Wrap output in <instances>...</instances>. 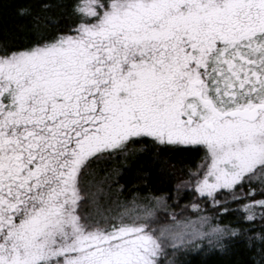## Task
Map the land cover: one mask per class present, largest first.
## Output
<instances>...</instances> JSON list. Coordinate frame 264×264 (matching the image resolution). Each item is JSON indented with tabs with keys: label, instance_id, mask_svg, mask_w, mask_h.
<instances>
[{
	"label": "snow or ice",
	"instance_id": "snow-or-ice-1",
	"mask_svg": "<svg viewBox=\"0 0 264 264\" xmlns=\"http://www.w3.org/2000/svg\"><path fill=\"white\" fill-rule=\"evenodd\" d=\"M57 6L68 22L45 32L17 0L35 39L0 42V264H176L245 234L264 264V0ZM138 139L203 148L177 185L190 203L149 194L129 207L110 173L96 179L94 162Z\"/></svg>",
	"mask_w": 264,
	"mask_h": 264
},
{
	"label": "trees",
	"instance_id": "trees-1",
	"mask_svg": "<svg viewBox=\"0 0 264 264\" xmlns=\"http://www.w3.org/2000/svg\"><path fill=\"white\" fill-rule=\"evenodd\" d=\"M49 2L53 7L44 10L40 6L42 0H31L34 13L41 16L40 31L49 32L68 22L65 13L57 6L60 0H49ZM16 7L17 0H0V42L23 45L28 40L35 39L37 30L33 29L34 22L30 17L16 14ZM45 17L49 18L47 26L43 22ZM52 20L58 21V24L52 23ZM203 156V149L196 146L161 145L158 149L147 146L144 150L111 161L106 159L96 161L92 167L99 170V175L96 177L98 180L106 173H110L108 180L112 183L114 195L121 201L129 202L137 195L167 194L183 206L189 203L188 198L185 197L182 189L177 195V185L188 180L189 172L196 169ZM252 186L257 187L256 184ZM228 206L237 207L236 204ZM240 216L239 212H233L221 219L225 223L235 222ZM260 224L261 221L257 219L251 228L255 232H261ZM245 227L249 226L245 225ZM247 235L226 241L229 243V248L224 252L218 249H205V251L193 250L177 254L176 264H258L259 241L256 242L255 248H250Z\"/></svg>",
	"mask_w": 264,
	"mask_h": 264
},
{
	"label": "flooded vegetation",
	"instance_id": "flooded-vegetation-1",
	"mask_svg": "<svg viewBox=\"0 0 264 264\" xmlns=\"http://www.w3.org/2000/svg\"><path fill=\"white\" fill-rule=\"evenodd\" d=\"M147 146L148 147H153L155 149H158V148H160L161 145L152 143L150 139H138L136 143L130 144L128 146V150H127V154L126 155L125 154H120L118 156L108 157V158H106V160L111 161V160L117 159L119 157L127 156V155H129L131 153H135V152H138L140 150H144ZM101 160H103V159H101Z\"/></svg>",
	"mask_w": 264,
	"mask_h": 264
},
{
	"label": "rangeland",
	"instance_id": "rangeland-1",
	"mask_svg": "<svg viewBox=\"0 0 264 264\" xmlns=\"http://www.w3.org/2000/svg\"><path fill=\"white\" fill-rule=\"evenodd\" d=\"M203 149V148H202ZM204 151V150H203ZM201 163V162H200ZM199 163V164H200ZM199 164L197 165V167L199 166ZM196 167V168H197ZM194 171V170H193ZM190 173V172H189ZM188 179H189V177H188ZM182 191L184 192V195H185V197H187L188 198V202L190 203L192 200H193V198L194 197H196L197 196V193H195L193 190H192V188L190 187V186H182ZM228 196V193L227 192H225V193H223L222 194V196L221 197H219V198H221V199H223V197L225 198V197H227ZM133 200H131V201H129V203H128V206L129 207H131V202H132ZM208 207H211V204H210V202H209V204L207 205Z\"/></svg>",
	"mask_w": 264,
	"mask_h": 264
}]
</instances>
